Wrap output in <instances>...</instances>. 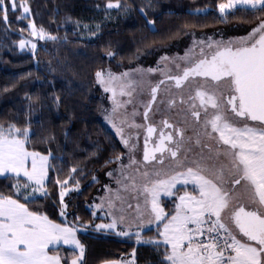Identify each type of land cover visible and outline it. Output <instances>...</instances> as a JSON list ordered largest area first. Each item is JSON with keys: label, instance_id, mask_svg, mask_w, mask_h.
<instances>
[{"label": "snow or ice", "instance_id": "1", "mask_svg": "<svg viewBox=\"0 0 264 264\" xmlns=\"http://www.w3.org/2000/svg\"><path fill=\"white\" fill-rule=\"evenodd\" d=\"M215 8L224 21L251 13L244 23L252 26L228 39L194 38L183 56L164 54L156 68L95 72L96 82L111 93L112 108L104 118L127 149L128 160L119 153L105 161L118 164L106 173L116 187L104 185L106 195L94 208L107 209L108 223L67 220L65 197L80 187L75 166L65 178L55 179L63 223L31 207L37 193L49 195L50 172L56 168L52 161L59 158L50 149L45 153L31 146L29 126L0 123V177L13 181L7 191L0 190V264H84L81 227L134 236L137 245L152 247L156 264H264V0H219ZM105 9L107 18V10L126 12L128 5L107 0ZM140 12L145 27L156 33V22L143 7ZM10 13L18 22L27 20V28L19 29L28 32L18 41L21 50L35 56L37 41L57 39L30 18L29 0H0V21L9 27ZM190 15L207 16L208 9ZM100 27L89 30L90 36ZM177 35L162 36L161 46ZM106 55L115 56L111 50ZM145 72L162 78L146 80ZM137 97L142 123L135 119L140 114L135 106L131 113L127 109ZM140 130L145 133L143 156L137 160ZM92 215L101 218L95 211ZM146 230L155 235L145 239ZM62 247L71 250L70 259L60 254ZM102 264H136V249L131 259Z\"/></svg>", "mask_w": 264, "mask_h": 264}, {"label": "trees", "instance_id": "2", "mask_svg": "<svg viewBox=\"0 0 264 264\" xmlns=\"http://www.w3.org/2000/svg\"><path fill=\"white\" fill-rule=\"evenodd\" d=\"M29 2L30 18L57 39L37 41L38 49L33 56L18 44L22 36H28L27 30L23 34L19 32L20 28H27V20L18 22L10 13V27L0 21V123L29 126L33 133L31 146L45 153L50 149L59 158L52 161L56 168L50 172L49 195L37 197L31 207L63 223L64 218L59 215L60 189L55 179L57 175L65 178L75 166L80 187L66 196L67 220L71 223L79 217L85 223L97 224L106 218L100 214L97 216L102 219L94 218L95 210L90 203L103 183V172L115 165H106L105 161L124 153L125 149L103 118V92L95 79L96 70L107 66L120 68L138 61L152 64L157 54L171 49L189 31L249 29L252 25L244 21L251 20L252 14L240 12L224 21L215 8L219 0H121L128 10L109 9L107 18V0ZM142 7L147 18L156 22V33L145 27ZM205 8L207 16L190 15ZM98 23L99 32L90 36L89 30L95 31ZM84 24L91 28L86 30ZM186 24L188 28L184 27ZM173 33L179 35L164 40L166 46L162 47L161 37ZM108 50L115 54L113 58L106 55ZM56 96L60 97L59 103ZM53 136L55 139H51ZM93 176L98 183L93 181ZM12 182L0 177V190L7 191L6 186ZM78 235L86 249L84 264L126 259L134 248L136 264H156L158 260L150 245H137L134 238L93 231L91 227L87 231L83 228ZM143 235L148 238L155 232L146 230ZM60 254L72 257L71 250L63 247Z\"/></svg>", "mask_w": 264, "mask_h": 264}, {"label": "rangeland", "instance_id": "3", "mask_svg": "<svg viewBox=\"0 0 264 264\" xmlns=\"http://www.w3.org/2000/svg\"><path fill=\"white\" fill-rule=\"evenodd\" d=\"M110 10H113V9H110ZM91 28V26H89V29ZM88 30V29H86ZM246 28L243 27V28H238V27H234L232 29H219V30H216V31H211V32H198V31H189L188 33H192L194 32L195 33V37H193L192 35H188L186 34L185 37H183L182 39H179L175 44L174 46L171 48V49H167L163 52H161L160 54H157L155 60L153 61L152 64H147V63H143L141 61H138V62H132L130 63L129 65L127 66H123V67H120V68H114L113 66H107L106 68L104 69H108V68H111L114 72L116 73H121V72H124V71H129V70H133V69H136V68H143V69H148V68H156L157 67V61L159 60L160 56L164 55V54H168V55H180V56H183L184 55V51L187 47H189L193 41V39H203V38H206L208 36H212L214 37L215 39H228L229 37H234V36H239V35H243L246 33ZM35 40V38H33ZM24 50H28L27 48H25ZM29 51V50H28ZM162 66V65H161ZM144 78L147 80V79H153V80H156V79H160L162 77H160L159 73H156V74H148L147 72H145V75H144ZM101 89H102V92H103V108H102V115H103V118L105 117V110L107 109L109 112L111 111V108H112V101L110 99V96H111V93H108V92H105L103 90V87L100 86ZM147 90H145V95L143 97V99H147ZM122 99H128L127 97H124ZM139 97H137L134 101H133V104H129L127 106V109H128V112L131 113L132 112V109H133V106L136 107V110L138 113L141 114L142 112V109H143V105L139 103ZM142 106V108H141ZM139 114V115H140ZM138 116V115H137ZM136 116V117H137ZM135 117V119H136ZM105 120V118H104ZM105 122L107 123V125L115 132V130L112 128V126L105 120ZM128 131V129H126V132ZM118 137V136H117ZM119 138V137H118ZM124 147V146H123ZM125 149V152H124V162L127 163L128 160H127V149L124 147ZM137 159V158H136ZM118 168V164H115L114 166L108 168L106 171L103 172V183L99 186L98 188V191L97 193L92 197V200H91V203H90V206L93 207V209L95 210V212H97V214H100V215H103L105 216V211H107V209L105 208L104 211H101L100 209H95L94 208V205L95 204H99L100 203V197H103L106 195V192H105V189H104V185L106 184H110L112 188H115L116 185H115V182L114 180H110V178L106 175V173L112 169H116ZM39 196H42V194H39L37 193V197ZM65 202L67 203V200H66V197H65ZM132 203L134 204L135 201H132ZM109 219L110 218H106L105 221H101L100 223H108L109 222ZM81 230H83V228H81ZM133 231H135V229H133ZM132 238L135 239V237L133 236ZM145 239H147L145 237ZM131 256H128L126 258L127 259H131Z\"/></svg>", "mask_w": 264, "mask_h": 264}, {"label": "flooded vegetation", "instance_id": "4", "mask_svg": "<svg viewBox=\"0 0 264 264\" xmlns=\"http://www.w3.org/2000/svg\"><path fill=\"white\" fill-rule=\"evenodd\" d=\"M147 99H148V97H147ZM147 99H145V101ZM141 108H142V106H141ZM142 113H143V109H142L141 114L136 117L137 123H142L143 122ZM150 116H151V114H150ZM169 118L172 119L171 116H169ZM155 119L158 121L160 119V117L159 116H156ZM144 135H145L144 130H140L139 143H138V148H137V151H136V158H137V160H141L142 159V156H143V141H144Z\"/></svg>", "mask_w": 264, "mask_h": 264}]
</instances>
